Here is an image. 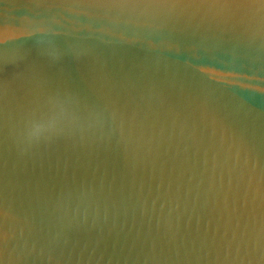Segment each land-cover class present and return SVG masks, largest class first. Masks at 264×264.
<instances>
[{
    "label": "water",
    "instance_id": "water-1",
    "mask_svg": "<svg viewBox=\"0 0 264 264\" xmlns=\"http://www.w3.org/2000/svg\"><path fill=\"white\" fill-rule=\"evenodd\" d=\"M0 264H264V0H0Z\"/></svg>",
    "mask_w": 264,
    "mask_h": 264
}]
</instances>
